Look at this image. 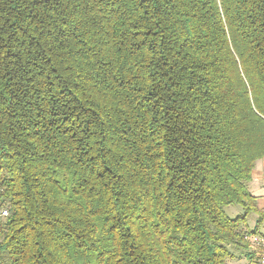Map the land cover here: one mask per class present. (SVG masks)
<instances>
[{
    "label": "trees",
    "instance_id": "obj_1",
    "mask_svg": "<svg viewBox=\"0 0 264 264\" xmlns=\"http://www.w3.org/2000/svg\"><path fill=\"white\" fill-rule=\"evenodd\" d=\"M263 157L264 0H0V264H225Z\"/></svg>",
    "mask_w": 264,
    "mask_h": 264
},
{
    "label": "crops",
    "instance_id": "obj_2",
    "mask_svg": "<svg viewBox=\"0 0 264 264\" xmlns=\"http://www.w3.org/2000/svg\"><path fill=\"white\" fill-rule=\"evenodd\" d=\"M254 166L255 167L251 175L252 177L251 180L247 183V187L250 193L255 198L256 208L264 216V159L262 158L257 160ZM234 215L235 216L240 215V211L236 208L234 210ZM263 227H264V220L261 225L260 231L262 230ZM246 228L251 230L253 229V226L248 227L246 225ZM256 255H257L256 252L252 248L250 250L247 246L240 247L236 253H233L232 257L226 259L225 264H256V259H257ZM246 261L249 262L246 263Z\"/></svg>",
    "mask_w": 264,
    "mask_h": 264
},
{
    "label": "built area",
    "instance_id": "obj_3",
    "mask_svg": "<svg viewBox=\"0 0 264 264\" xmlns=\"http://www.w3.org/2000/svg\"><path fill=\"white\" fill-rule=\"evenodd\" d=\"M9 215V209L0 202V220ZM250 247L256 252V264H264V230L245 237Z\"/></svg>",
    "mask_w": 264,
    "mask_h": 264
},
{
    "label": "rangeland",
    "instance_id": "obj_4",
    "mask_svg": "<svg viewBox=\"0 0 264 264\" xmlns=\"http://www.w3.org/2000/svg\"><path fill=\"white\" fill-rule=\"evenodd\" d=\"M260 159H262V158H260ZM263 159H264V157H263ZM259 160V159H258ZM257 161V160H256ZM255 165V164H254ZM255 167V166H254ZM254 169V168H253ZM253 172V171H252ZM252 177V176H251ZM249 190V189H248ZM235 208L236 209H238L239 211H240V215L241 214H243V212H244V210H243V208L240 206V205H238V204H234V205H231V206H228V207H225L224 208V212H225V214L227 215V216H229V217H236L235 215H234V210H235ZM258 210V209H257ZM260 213V211L258 210V211H251V212H249L248 213V215H247V217H246V225L248 226V227H252L253 226V228H254V225H255V221H257V217H258V214ZM264 229V227L262 228V230ZM261 230V231H262ZM241 250V249H240ZM238 251V249H231V252L232 253H236ZM228 259V258H227ZM234 261V260H233ZM247 262H249V261H246V263Z\"/></svg>",
    "mask_w": 264,
    "mask_h": 264
}]
</instances>
